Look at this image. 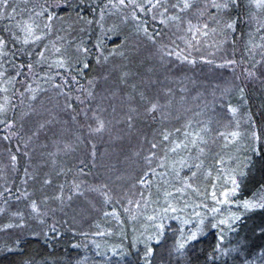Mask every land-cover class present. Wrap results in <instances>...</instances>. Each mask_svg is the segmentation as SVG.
Returning <instances> with one entry per match:
<instances>
[{"label": "trees", "instance_id": "16d2710c", "mask_svg": "<svg viewBox=\"0 0 264 264\" xmlns=\"http://www.w3.org/2000/svg\"><path fill=\"white\" fill-rule=\"evenodd\" d=\"M67 2V7L58 9L59 18L48 39L79 38L91 50L90 56L81 57L90 68L83 70L79 81L85 88L89 81H95V96L73 107L75 113L87 108L92 111L87 119L79 115L72 120V114L61 111L63 97L57 101L55 93L49 92L43 103L58 123L37 137L33 136L37 117L26 115L31 111L29 102H17V135L5 140L2 137L9 133L0 131V191L8 187L14 195L25 190L29 195L8 203L7 195L0 198V264H264V208L242 207L245 201L264 203V65L256 66L254 76L248 75L253 63L248 50L250 36L255 39L257 27L264 26V7H257L262 0H216L227 4L219 11L206 8L208 0H192L193 7L184 14L185 23L179 27L154 23L146 17L149 31L161 32L155 44L142 34L136 35L132 22L120 24L118 17H106L103 27L118 26L119 34L113 33L104 41L105 55L122 42L129 53L126 60L115 57L107 63L96 59L95 45L102 33L100 24L95 23L99 20L95 5L100 0ZM13 6L23 12L33 5L15 0ZM77 8L81 19L77 18ZM88 20L94 23L89 25ZM187 20L198 26V32L186 30ZM7 27L8 22L0 20V35H7ZM161 45L174 51L172 59L165 57L163 64ZM68 54L75 56L72 49ZM184 56L195 63L184 62ZM28 60L18 57L16 63L26 64ZM231 61L235 63L229 64ZM165 66L170 71L165 72ZM79 71L74 66L73 74ZM125 71L132 73L127 86L120 80ZM165 78L167 83H158ZM133 84L149 97L158 89L183 87L185 91L152 119L144 114L138 96L130 102ZM75 88L73 97L78 94ZM161 103L166 104L164 98ZM130 108L138 109L132 113L136 119L131 129L123 122ZM230 108L236 109L235 113ZM94 115L106 122V129L98 134H90L89 126L96 127ZM46 117L44 112L41 119ZM189 121L204 122L208 143L203 154L191 153L190 162L199 167H185L180 173L191 188L175 206L183 209L187 203L188 208L169 212L153 223L149 217H158L162 211L165 187L174 190L173 177H150L151 195L145 196L147 203L140 208L128 201L139 200L144 189L139 181L148 171L144 156L150 142L158 141L163 131L183 129ZM234 131L239 136L228 141L217 134ZM11 155L17 157L14 166ZM46 179L51 183L45 184ZM232 179L238 188L229 197L230 203L216 204L213 193L222 198L221 194L233 187ZM75 184H80L83 194L68 199ZM33 201L37 204L35 212ZM214 207L222 211L213 213ZM173 215L178 218H169ZM234 216L240 219L232 223ZM201 219L198 239L178 255L175 245L181 231H196ZM220 220L225 223L213 227ZM158 224H163L159 235L154 230ZM218 245L221 251H217ZM149 247L152 252L146 260Z\"/></svg>", "mask_w": 264, "mask_h": 264}, {"label": "snow or ice", "instance_id": "6c2138e0", "mask_svg": "<svg viewBox=\"0 0 264 264\" xmlns=\"http://www.w3.org/2000/svg\"><path fill=\"white\" fill-rule=\"evenodd\" d=\"M26 3L33 6L21 12L18 7L13 6L15 0H0V20L8 22V27L4 29L7 35H0V131L6 130L9 133L2 137L5 140H10L13 135H17L14 129L16 127L15 113L18 110V101L20 104H23L25 100L29 102L31 111L26 115L37 117V125L33 136L38 137L41 133L53 130L58 123L56 115L43 103V97L48 96L49 92L55 93L57 101L63 97L64 104L60 106L61 111L72 114V120H76L79 115H83L85 119L88 118V113L92 111L91 108L83 110L82 113H75L73 106L76 103H88L95 96V81H89L86 88L80 85L79 81V75L83 74V70L90 68L87 60H81V57L87 58L90 56L91 50L84 46L79 41V38L71 39L68 36H57L55 40L48 39L53 32L55 21L59 18L58 9L67 7V0H35V3H33V0H26ZM83 3L84 0H81V4ZM192 7V0H100L95 5V10L99 15V20L95 21V23L100 24L102 33L98 37L99 42L95 45L97 62L103 61L107 63L110 58L115 57H119L122 60L129 58V53L125 50L123 42L115 45L105 55L103 50L105 48L104 41L111 38L113 33L119 34L117 31L118 26L107 29L103 27L106 17H118L120 24L132 22L136 29V35L142 34L145 40L155 44L161 36V32L159 30L149 31L145 18L150 16L154 23L164 26L174 24L179 27L180 24L185 23L184 14ZM205 7L219 11L222 7H227V4L221 5L216 3V0H208ZM257 7H264V0ZM77 18H82L79 8H77ZM87 23L91 25L94 21L88 20ZM203 27L207 29L206 24ZM227 27L233 28V25L228 24ZM194 29L197 32L199 30L197 25H193L191 20H187L186 30L194 32ZM204 34L206 35L207 33L205 32ZM69 49L75 52V56L68 54ZM248 50L249 54L253 56L252 69L248 75L254 76L256 66L264 65V26L257 27L255 39L250 36ZM160 51L162 64L165 57L171 60L174 55L173 49L163 45H161ZM25 56L29 57L26 64L24 62L16 63L18 57ZM175 56L176 59H181L179 54H175ZM256 57L259 58L257 59ZM183 61L195 63V61L189 60L187 56L183 57ZM234 63V61L229 62V64ZM74 66L80 69L76 74H73ZM164 70L168 72L170 68L165 66ZM131 76V72H122L120 80L127 86ZM158 83H167V78L164 81H158ZM73 86H76L75 91L78 93L74 97L71 95ZM131 87L130 102L138 96L139 104L144 107V114L152 119H155L156 114L161 112L163 108L173 104L175 102L173 98L178 93L182 94L185 91L183 87L179 89L169 88L167 91L158 89L154 97H149L145 91H138L136 85L133 84ZM242 91L243 89H241ZM161 98L165 99L166 104L161 103ZM181 99H183V96H181ZM51 100L52 97H49V103H51ZM37 105H39V108ZM96 111L99 112L100 109L97 108ZM113 111H115V108H113ZM134 111H138V109L130 108L123 121L130 129L134 127L136 119L132 114ZM229 111L235 113L236 109L230 108ZM9 112L13 113L12 117L8 116ZM44 112H47V117L41 119L44 116ZM92 119L96 121V127L92 128L91 125L89 126L90 134H98L106 129V122L98 115H94ZM207 132L208 128L204 126L203 121H197L195 124L189 121L184 125L183 129H176L174 132L163 131L159 134L160 139L158 141L153 139L150 142L147 155L144 156L148 171L144 173L139 181V184L144 186V189L139 193V200H130L128 203L130 205L135 204L137 208H140L142 204L147 203L145 196L151 195L149 191L151 189L150 177L155 176L160 180H167L171 176L174 178L172 181L174 190L168 191L165 187L162 211L158 217H149V219L155 223L157 219L168 216L169 212L175 214L178 211L187 209V203L184 204L183 209H178L175 206V204L180 202L184 193L191 188L189 181L182 179L180 173L185 167L190 170L199 167V164L190 162L192 160L191 153L199 152L203 154L208 143L205 139ZM53 134L55 133L53 132ZM217 134L225 141L239 136V133L235 131L227 134L218 132ZM256 138V134L253 132L252 139L255 140ZM186 153L188 154L187 156H185ZM16 159V155H11L13 166ZM219 163L223 166L225 162L221 159ZM81 174H83L82 168ZM195 175L196 172L193 171L192 176ZM28 178L30 179L31 177ZM230 182L233 187L230 191L223 192L221 194L222 198H217L215 193H213V199L216 204L224 205L230 203L229 197L235 195L238 188L234 179L230 180ZM44 183L49 184L51 181L46 179ZM177 184L179 185L178 187L175 186ZM74 188L75 191L71 192L68 199H71L72 195L83 194L79 191L80 184H75ZM61 191H63V186H61ZM6 195L5 203H8V201L13 199L18 201L22 197L27 199L29 194L25 190L24 193L14 195L11 188L4 187L0 191V198H4ZM157 195H159V192ZM57 199H61V197H57ZM199 207L198 205L197 208ZM242 207L246 210L257 207L264 208V203L245 201ZM31 208L34 212L37 211L35 201L31 203ZM211 211L220 213L222 209L214 207ZM169 218L178 217L173 215ZM239 219V216L230 218L232 223ZM224 223V220H220L213 227H219ZM199 224H203L202 219L199 220L196 231H181L180 240L175 245V252L178 255H182L186 246L198 239V235L202 232ZM162 228L163 224H158L154 230L159 235ZM217 251H221L219 245ZM151 252L152 249L149 247L146 253V260L151 256Z\"/></svg>", "mask_w": 264, "mask_h": 264}]
</instances>
